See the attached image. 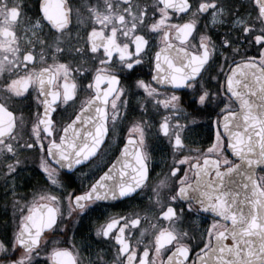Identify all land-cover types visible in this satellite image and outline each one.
Listing matches in <instances>:
<instances>
[{
	"label": "snow or ice",
	"instance_id": "1",
	"mask_svg": "<svg viewBox=\"0 0 264 264\" xmlns=\"http://www.w3.org/2000/svg\"><path fill=\"white\" fill-rule=\"evenodd\" d=\"M25 7L0 0V264H264V0Z\"/></svg>",
	"mask_w": 264,
	"mask_h": 264
},
{
	"label": "flooded vegetation",
	"instance_id": "2",
	"mask_svg": "<svg viewBox=\"0 0 264 264\" xmlns=\"http://www.w3.org/2000/svg\"><path fill=\"white\" fill-rule=\"evenodd\" d=\"M23 3L26 5V7L24 8V13L27 14V15H33V14H36L38 13V9H39V0H23ZM68 3L69 4H79L80 3V0H68ZM73 24L76 23L75 21V18H73ZM19 28V31L21 34H23V25H19L18 26ZM144 72H145V78H147V74L149 73V70L147 68V66H145V69H144ZM35 109L33 108V111ZM166 143V141H165ZM161 147H163V145H161ZM11 207H8L7 208V215L10 216L11 215ZM5 214V206L3 204V201L0 200V219L3 218V215Z\"/></svg>",
	"mask_w": 264,
	"mask_h": 264
}]
</instances>
